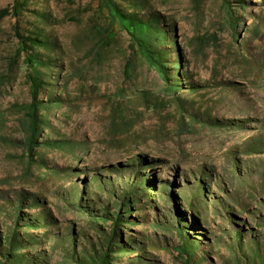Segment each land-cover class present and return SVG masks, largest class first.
Listing matches in <instances>:
<instances>
[{"label":"rangeland","instance_id":"374dc122","mask_svg":"<svg viewBox=\"0 0 264 264\" xmlns=\"http://www.w3.org/2000/svg\"><path fill=\"white\" fill-rule=\"evenodd\" d=\"M13 2L0 0V264H80L110 232L112 264H263L264 0ZM119 10L156 14L170 85ZM18 31L45 41L36 112ZM123 198L115 233L101 215Z\"/></svg>","mask_w":264,"mask_h":264},{"label":"trees","instance_id":"16d2710c","mask_svg":"<svg viewBox=\"0 0 264 264\" xmlns=\"http://www.w3.org/2000/svg\"><path fill=\"white\" fill-rule=\"evenodd\" d=\"M29 2L30 0H14L12 13L25 11L26 9H28ZM122 11L123 10H121L120 12L119 10V13L130 20V25H132L130 33L134 39V42H136L138 46L139 52L146 59L147 63L158 72L159 76L167 83V85H170V81L175 80V76H169V69L163 64V60H161L166 55V53L158 49L155 45V42H164L168 32L158 25L159 19L156 14H152L149 19L145 20L139 18V15L135 12L125 14ZM9 13L10 9L8 7L1 9L0 18H3ZM135 21H139L141 24L147 26V30L143 35H138L136 33ZM17 36L19 39L17 53L19 55H25L24 63L30 70V72H27V80L29 82L32 97L30 107L33 112H36L39 110L43 103L42 100H39V91L42 84L39 74V67L43 65L44 61V58L42 57V55H40L39 51L36 50V47L44 45L45 41L37 36H34L33 34H25L19 31L17 32ZM174 85L178 86V84ZM122 201L123 202L120 203L121 211L117 212V215H115L116 212H103L101 215L104 218H106L107 215L114 217L115 233H117L118 231V225L120 224V222L126 217L123 212L125 213V210L128 209V207H125L127 204L126 200H124L123 198ZM184 229H186V227H183L181 229L182 235H184ZM105 238L107 239L106 243L109 248L106 249L104 245L101 244L100 249H94L93 251L89 252L88 259L85 258L84 260H81L80 264H112L111 251H113V248L111 244L114 241V233L110 232L108 236H105ZM261 259L264 264V257H262ZM15 263H18V261H16Z\"/></svg>","mask_w":264,"mask_h":264},{"label":"water","instance_id":"95a60500","mask_svg":"<svg viewBox=\"0 0 264 264\" xmlns=\"http://www.w3.org/2000/svg\"><path fill=\"white\" fill-rule=\"evenodd\" d=\"M180 249L182 250V247H180Z\"/></svg>","mask_w":264,"mask_h":264}]
</instances>
